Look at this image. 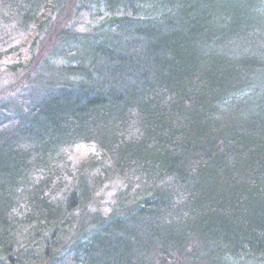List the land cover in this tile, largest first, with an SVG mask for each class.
Instances as JSON below:
<instances>
[{
    "label": "trees",
    "instance_id": "obj_1",
    "mask_svg": "<svg viewBox=\"0 0 264 264\" xmlns=\"http://www.w3.org/2000/svg\"><path fill=\"white\" fill-rule=\"evenodd\" d=\"M0 71V264H264V0H0Z\"/></svg>",
    "mask_w": 264,
    "mask_h": 264
},
{
    "label": "rangeland",
    "instance_id": "obj_2",
    "mask_svg": "<svg viewBox=\"0 0 264 264\" xmlns=\"http://www.w3.org/2000/svg\"><path fill=\"white\" fill-rule=\"evenodd\" d=\"M70 8V7H69ZM70 10V9H68ZM67 10V11H68ZM3 72L0 71V86L3 87V85H5L6 83H9L13 77L9 74H2ZM4 83V84H3Z\"/></svg>",
    "mask_w": 264,
    "mask_h": 264
}]
</instances>
